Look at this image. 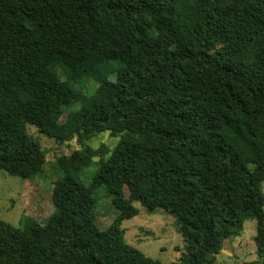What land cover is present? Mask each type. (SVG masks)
<instances>
[{
	"label": "trees",
	"instance_id": "obj_1",
	"mask_svg": "<svg viewBox=\"0 0 264 264\" xmlns=\"http://www.w3.org/2000/svg\"><path fill=\"white\" fill-rule=\"evenodd\" d=\"M26 124L79 149L55 160L42 224L0 219V264H215L249 218L259 259L239 264H264V0H0V170L33 179L45 152ZM104 131L115 145L91 148ZM94 157L85 185L72 174ZM133 202L175 218L176 261L125 241Z\"/></svg>",
	"mask_w": 264,
	"mask_h": 264
},
{
	"label": "rangeland",
	"instance_id": "obj_2",
	"mask_svg": "<svg viewBox=\"0 0 264 264\" xmlns=\"http://www.w3.org/2000/svg\"><path fill=\"white\" fill-rule=\"evenodd\" d=\"M95 86V83L89 82L84 92H91L90 89L93 91ZM78 106L76 102L67 103L64 104L63 111L65 113L74 111ZM25 128L27 134L38 141L45 152L42 169L33 179H22L0 170V219L20 229L26 226L28 219L42 224L54 212L50 189L53 181L62 176L55 166V160L61 155L68 156L74 150L79 149L74 139L59 143L53 138L37 132L33 125L26 124ZM117 141L118 137L110 136L107 131H104L92 137L87 144L93 149L101 145L111 149ZM106 157L108 154L105 155ZM99 159V157H94L87 168L72 175L88 185L91 177L98 170ZM261 186L264 194V180L261 182ZM126 195L125 192L124 196L126 197ZM92 196L96 200L93 210L95 221L99 229L103 230L117 215V211L111 203L112 195L106 188L100 186ZM133 205L137 208L138 213L121 224L125 241L139 248L152 259L163 263L176 261L180 252L184 250V242L178 232L175 218L162 209L148 211L138 202H133ZM254 235L255 219L249 218L243 222L238 235L225 240L223 250L216 255L215 264L257 261L259 258L255 253Z\"/></svg>",
	"mask_w": 264,
	"mask_h": 264
}]
</instances>
